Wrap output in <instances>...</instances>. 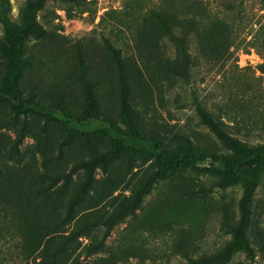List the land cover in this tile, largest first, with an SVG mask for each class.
<instances>
[{
  "label": "rangeland",
  "instance_id": "1",
  "mask_svg": "<svg viewBox=\"0 0 264 264\" xmlns=\"http://www.w3.org/2000/svg\"><path fill=\"white\" fill-rule=\"evenodd\" d=\"M9 1L21 27L32 0ZM34 19L43 33L24 41L20 109L0 97V264H264V167L253 254L226 258L247 180L210 167L237 153L200 109L264 146V0H45ZM4 44L0 23V88ZM118 139L126 148L90 175ZM146 140L200 168L145 190L158 167Z\"/></svg>",
  "mask_w": 264,
  "mask_h": 264
},
{
  "label": "trees",
  "instance_id": "2",
  "mask_svg": "<svg viewBox=\"0 0 264 264\" xmlns=\"http://www.w3.org/2000/svg\"><path fill=\"white\" fill-rule=\"evenodd\" d=\"M44 1L45 0H32L24 11V21L22 26L17 27L9 15L10 1L0 0V23L4 28L6 36V44L3 45L2 49L8 59V71L4 78L3 85L0 88V97L10 100L16 109H20L18 106L20 95L17 86V78L23 65L24 41L30 33H43V28L34 19V13ZM118 63L123 75L121 61L118 60ZM200 109L202 113L208 117L214 131L237 153L234 158H213L210 161V167L222 172L227 180H236L241 175L245 176L247 180V185L241 200V220L235 232L234 240L226 248L224 256L228 258L237 248H242L252 255L253 249L245 237V232L250 219V208L253 201V195L258 184L257 171L264 167V146L248 148L239 138L234 137L223 130L202 106H200ZM130 123H132V121H130ZM112 133L117 135V131L114 129H112ZM145 145L149 152L158 160L156 171L147 180L143 187L145 190L149 189L154 181L163 177L173 168H200L201 158L199 156L191 153L171 152L153 141L146 140ZM125 148L126 146L122 140L118 139L116 145L112 149L89 161L86 165L88 166L90 175H92V170L96 164L108 161L121 153ZM76 167L77 166L73 167L71 171H76ZM73 241H75V235L74 233H71L66 237L65 244H71ZM134 264L147 263L136 262Z\"/></svg>",
  "mask_w": 264,
  "mask_h": 264
}]
</instances>
